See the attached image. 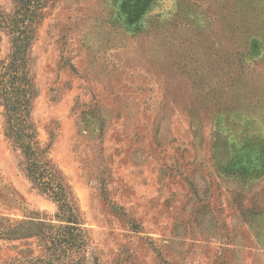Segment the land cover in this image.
Wrapping results in <instances>:
<instances>
[{
  "label": "rangeland",
  "instance_id": "374dc122",
  "mask_svg": "<svg viewBox=\"0 0 264 264\" xmlns=\"http://www.w3.org/2000/svg\"><path fill=\"white\" fill-rule=\"evenodd\" d=\"M0 264H264V0H0Z\"/></svg>",
  "mask_w": 264,
  "mask_h": 264
}]
</instances>
